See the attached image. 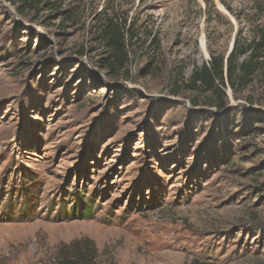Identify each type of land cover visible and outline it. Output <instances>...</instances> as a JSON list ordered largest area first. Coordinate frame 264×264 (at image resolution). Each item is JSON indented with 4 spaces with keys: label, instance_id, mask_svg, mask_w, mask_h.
<instances>
[{
    "label": "rangeland",
    "instance_id": "obj_1",
    "mask_svg": "<svg viewBox=\"0 0 264 264\" xmlns=\"http://www.w3.org/2000/svg\"><path fill=\"white\" fill-rule=\"evenodd\" d=\"M263 29L264 0H0V264H264V54L190 84Z\"/></svg>",
    "mask_w": 264,
    "mask_h": 264
},
{
    "label": "trees",
    "instance_id": "obj_2",
    "mask_svg": "<svg viewBox=\"0 0 264 264\" xmlns=\"http://www.w3.org/2000/svg\"><path fill=\"white\" fill-rule=\"evenodd\" d=\"M128 34L127 29H122L118 25L110 23L109 26L102 33V42L111 51L110 58L105 59L104 69L111 72H118L126 64V53H125V40ZM258 41H253L248 45L246 51L241 54L249 53V61L246 63H241L237 67L234 66L235 49L233 48L229 56L224 58L212 59L209 65L203 66L199 71H197L191 78V88L199 89L204 87L206 92L214 91L220 93V89L225 88L226 84L233 87L234 82L241 84L243 86L250 82V79L256 71L255 59L259 57V54H264V29L258 36ZM239 72V76L236 77V72ZM223 94V93H220ZM224 103L219 101L217 104V109L222 110ZM86 255L81 256V258L86 257ZM82 260V259H80ZM84 261V260H82ZM91 261V260H90ZM66 264H79L78 262H67ZM192 264H211L202 263L194 261Z\"/></svg>",
    "mask_w": 264,
    "mask_h": 264
},
{
    "label": "bare ground",
    "instance_id": "obj_3",
    "mask_svg": "<svg viewBox=\"0 0 264 264\" xmlns=\"http://www.w3.org/2000/svg\"><path fill=\"white\" fill-rule=\"evenodd\" d=\"M202 51L204 50L203 45L201 46ZM203 53V52H202Z\"/></svg>",
    "mask_w": 264,
    "mask_h": 264
}]
</instances>
